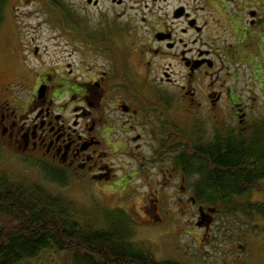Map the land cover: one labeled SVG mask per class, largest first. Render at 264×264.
Masks as SVG:
<instances>
[{
  "label": "flooded vegetation",
  "instance_id": "1",
  "mask_svg": "<svg viewBox=\"0 0 264 264\" xmlns=\"http://www.w3.org/2000/svg\"><path fill=\"white\" fill-rule=\"evenodd\" d=\"M44 3L79 67L66 58L15 68L0 85V155L49 186L84 184L97 195L141 187L145 223L178 206L208 237L223 210L197 202L187 138L207 147L219 126L237 132L264 112L255 104L264 99V0Z\"/></svg>",
  "mask_w": 264,
  "mask_h": 264
},
{
  "label": "trees",
  "instance_id": "2",
  "mask_svg": "<svg viewBox=\"0 0 264 264\" xmlns=\"http://www.w3.org/2000/svg\"><path fill=\"white\" fill-rule=\"evenodd\" d=\"M247 126L219 133L203 148L187 138L185 161L187 166L196 162L190 171L200 175L194 186L197 202L264 218V199H248L264 194V121L254 119ZM76 205L40 183L0 175V264H41L43 255L49 259L43 263L56 264L64 251L71 264H181L137 248L122 209L104 210L95 218Z\"/></svg>",
  "mask_w": 264,
  "mask_h": 264
},
{
  "label": "rangeland",
  "instance_id": "3",
  "mask_svg": "<svg viewBox=\"0 0 264 264\" xmlns=\"http://www.w3.org/2000/svg\"><path fill=\"white\" fill-rule=\"evenodd\" d=\"M2 6L0 85L16 79L18 74L15 68L23 62L30 69H41L46 65L54 67L53 64H60L67 58L73 62L74 69L79 67L76 63L77 54L68 57L70 47L75 45L74 41L59 36L56 25H51L55 20L52 8L44 0H5ZM34 48L38 51L35 52ZM255 104L261 105L264 111L263 97ZM256 110L252 114L257 113ZM259 114L251 116V119L264 121V112ZM185 129L194 131L189 122H186ZM218 129V134L226 133V129L220 126ZM0 175L40 183L56 194L62 193L95 218H100L104 210L113 211L116 207L124 210L131 217V241L137 248L150 251L157 260L172 259L181 264H264V218L257 214L249 219L246 213L235 214L223 210L215 216L209 230V240L208 237L200 239L203 230L194 225L192 214L182 215L178 206L174 207V214L166 216L162 222L145 223V219L136 212L143 203L145 190L141 187L125 194L118 190L104 194L97 192V195L84 184L79 186L72 182L63 188L56 184L49 186L47 181L26 169L19 158L8 155H0ZM248 199L263 201L264 194L254 193ZM152 203L153 200L150 201ZM42 257L41 264H50L43 263L49 261L48 257ZM60 257L59 261L56 259V264H71L68 252L64 251ZM32 264L39 263L34 261Z\"/></svg>",
  "mask_w": 264,
  "mask_h": 264
}]
</instances>
